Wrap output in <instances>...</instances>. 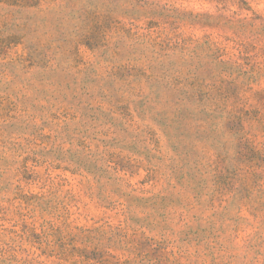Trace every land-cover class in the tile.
<instances>
[{"label": "rangeland", "instance_id": "obj_1", "mask_svg": "<svg viewBox=\"0 0 264 264\" xmlns=\"http://www.w3.org/2000/svg\"><path fill=\"white\" fill-rule=\"evenodd\" d=\"M0 264H264V0H0Z\"/></svg>", "mask_w": 264, "mask_h": 264}]
</instances>
